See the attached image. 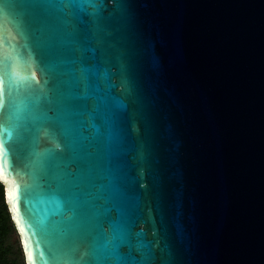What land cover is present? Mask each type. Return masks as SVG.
Here are the masks:
<instances>
[{
    "label": "water",
    "instance_id": "95a60500",
    "mask_svg": "<svg viewBox=\"0 0 264 264\" xmlns=\"http://www.w3.org/2000/svg\"><path fill=\"white\" fill-rule=\"evenodd\" d=\"M0 97L25 262L264 264V0H0Z\"/></svg>",
    "mask_w": 264,
    "mask_h": 264
},
{
    "label": "trees",
    "instance_id": "16d2710c",
    "mask_svg": "<svg viewBox=\"0 0 264 264\" xmlns=\"http://www.w3.org/2000/svg\"><path fill=\"white\" fill-rule=\"evenodd\" d=\"M15 231L5 202L4 188L0 185V264H26L21 242L16 245L11 243Z\"/></svg>",
    "mask_w": 264,
    "mask_h": 264
},
{
    "label": "snow or ice",
    "instance_id": "6c2138e0",
    "mask_svg": "<svg viewBox=\"0 0 264 264\" xmlns=\"http://www.w3.org/2000/svg\"><path fill=\"white\" fill-rule=\"evenodd\" d=\"M0 108H2V97H0ZM0 150H2V151H0V158L3 159L4 168L7 170L3 174V182L7 184L9 182L8 173L11 171V169L8 168L7 149H3V141L2 140H0ZM5 195H6V202H8L9 200H12V204H10V206H9V212L12 213L13 209H15V211L17 213H19L18 189H14L13 192H9L6 188ZM14 223H16L17 225H20L21 220L20 219H14ZM25 223H27V221H25ZM26 230L27 229L24 227L18 228V231H20V232H24ZM26 264H37L35 249L32 252L26 253Z\"/></svg>",
    "mask_w": 264,
    "mask_h": 264
},
{
    "label": "rangeland",
    "instance_id": "374dc122",
    "mask_svg": "<svg viewBox=\"0 0 264 264\" xmlns=\"http://www.w3.org/2000/svg\"><path fill=\"white\" fill-rule=\"evenodd\" d=\"M11 243L13 245L20 244V237L17 231H15L11 237Z\"/></svg>",
    "mask_w": 264,
    "mask_h": 264
}]
</instances>
